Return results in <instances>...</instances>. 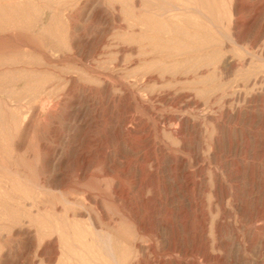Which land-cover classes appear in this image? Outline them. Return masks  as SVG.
<instances>
[{
	"label": "rangeland",
	"instance_id": "obj_1",
	"mask_svg": "<svg viewBox=\"0 0 264 264\" xmlns=\"http://www.w3.org/2000/svg\"><path fill=\"white\" fill-rule=\"evenodd\" d=\"M149 1L0 0V264H264V0Z\"/></svg>",
	"mask_w": 264,
	"mask_h": 264
},
{
	"label": "bare ground",
	"instance_id": "obj_2",
	"mask_svg": "<svg viewBox=\"0 0 264 264\" xmlns=\"http://www.w3.org/2000/svg\"><path fill=\"white\" fill-rule=\"evenodd\" d=\"M210 1V0H209ZM213 3H219L218 5H220V0H211ZM156 2H160V1H156ZM205 2L207 3V1L206 0H162L161 1V5L159 4V3H157V4H159V6H156L157 4H154V3H152L153 4V6L155 7H153L152 6V4L151 5H149V3H150V1L147 3L148 5H147V7L150 9V11H151V9H154L155 11H156V14L157 15H159L160 17L162 16V18H165V19H169L171 16L169 15V13L171 12V11H174V9H175V11L176 10H180V11H186V9H187V6H188V3H190V5H193V6H200V7H198V9L199 8H201V6H203V5H206L205 4ZM146 3V2H145ZM163 3V4H162ZM211 3V2H210ZM213 3H211V5L213 4ZM236 3V2H235ZM210 5V6H211ZM192 6V7H193ZM213 6V5H212ZM215 6V5H214ZM221 6V5H220ZM207 7V6H206ZM219 7V6H218ZM194 8H196V7H194ZM211 8V7H210ZM215 8V7H214ZM217 8V7H216ZM188 10V9H187ZM194 10H196V9H194ZM190 11V10H189ZM199 11V10H198ZM207 11V10H206ZM205 11V12H206ZM148 12H149V10H148ZM148 12H146L147 14H148ZM215 12V11H214ZM145 13V12H144ZM207 13V12H206ZM150 14V13H149ZM153 15V14H152ZM155 15V14H154ZM153 15V16H154ZM156 16V15H155ZM211 16V15H210ZM97 17V16H96ZM157 17V16H156ZM167 17V18H166ZM209 17V16H208ZM212 18V17H211ZM213 19V18H212ZM12 25V24H11ZM213 28V27H212ZM32 77V76H31ZM82 179V178H81ZM141 180V179H140ZM250 242V241H249Z\"/></svg>",
	"mask_w": 264,
	"mask_h": 264
}]
</instances>
